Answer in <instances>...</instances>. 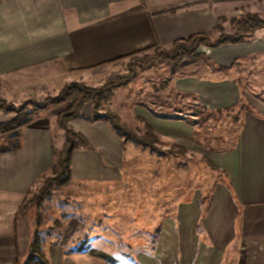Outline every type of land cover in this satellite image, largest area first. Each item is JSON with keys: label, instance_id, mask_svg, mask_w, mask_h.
I'll return each instance as SVG.
<instances>
[{"label": "crops", "instance_id": "1", "mask_svg": "<svg viewBox=\"0 0 264 264\" xmlns=\"http://www.w3.org/2000/svg\"><path fill=\"white\" fill-rule=\"evenodd\" d=\"M249 1L259 0H0V79L19 76L6 90L21 97L56 95L75 82L95 87L116 63L213 33L227 5ZM182 65L189 71L168 82L181 101L179 115L169 101L134 113L162 141L193 150L194 108L226 111L247 102L235 144L210 152L221 177L211 196L187 188L170 214L135 221L129 238L97 234L93 221L84 225V236L76 226L69 232L67 225L65 233L58 228L53 238H42L51 264H264V29L243 42L200 46L198 57ZM163 107L171 113L163 115ZM92 110L71 122L91 145L73 152L71 183L119 184L127 146L146 147L117 135L106 120L90 122ZM58 114L43 111L24 128L22 149L0 154V264L27 256L32 225L17 213L54 164ZM8 117L0 113V122ZM157 156L151 177L189 173L183 163L180 171L173 167L183 153Z\"/></svg>", "mask_w": 264, "mask_h": 264}, {"label": "rangeland", "instance_id": "2", "mask_svg": "<svg viewBox=\"0 0 264 264\" xmlns=\"http://www.w3.org/2000/svg\"><path fill=\"white\" fill-rule=\"evenodd\" d=\"M250 16H257L264 20V0L227 5L220 18L219 27L213 33H208L210 41L214 42L228 35L236 34L242 28L241 21ZM156 56L155 50H151L120 61L111 66L107 73L108 77L104 81L92 83L95 86L93 88H102L109 83L123 84L111 90L108 99L100 104L99 113L107 117H116L120 126L127 130V135L131 136L130 140L141 144L146 149L135 148L133 144L127 146L125 176L119 184L96 186L90 183H71L70 181L67 185L56 188L40 206L30 204V207H33H29L27 214L31 217L32 229L40 234L41 239L53 238L51 234L56 235L58 228H61V232L64 231V233L68 228L70 232L74 226L79 227L78 236H84V232H86L84 225L88 226L92 221L95 223L93 229L97 234L102 232L112 240L129 238L136 226L134 225L135 221L140 218L148 219L150 215L152 218L156 216L157 219H160L162 214H170L177 202L185 197L187 188L190 192L200 190L207 199L211 196L221 177L210 161V152L228 149L235 144L239 133L240 118L242 113L247 110L237 107L234 110L217 112L194 108L192 112L196 114L197 120L195 121L198 123L193 150L172 146L170 143L162 141V138L154 131L155 136L150 134L144 123L137 120L140 118L135 116L134 110L144 105L151 106L152 103H157L156 106H158L160 103L166 104L169 101L174 103L173 113L175 112V116H178L177 109H181L182 104L177 96L170 93L171 88L168 82L174 75L189 71L182 65L183 61L194 59L184 58L172 61L162 59L165 57L164 54H161L159 58ZM18 78L19 76L8 80L0 79V99L14 104L16 107L30 105L29 107L33 108L34 104L39 105L48 98H54L59 94L49 93L42 95L41 98L29 94L25 97H21L20 94L11 95L6 90L7 83L13 86L12 84ZM81 84L89 85V83ZM244 103L248 105L247 102ZM91 107L93 108V104L87 103L81 116H87ZM163 108L161 111L163 115L171 113L170 107ZM48 109L51 113L56 114L63 111L65 106H48L35 113L33 120ZM153 109H159V107ZM12 118L13 115H10L7 119ZM52 122L54 123L52 132L55 154L60 155L67 136L65 131L59 127L57 120ZM141 140H146L150 146L144 145ZM4 145H7V141L0 136V147ZM150 150L162 156L165 153H171L174 156L183 153V158L175 160L173 167L175 171H180V166L183 163L184 166H188L189 173H172L173 175L167 173L166 178L164 177L165 173H160L162 179H157L156 174L151 177V170L157 168L155 158L158 156ZM164 158L162 159L164 160ZM159 165L162 169L163 162H160ZM171 175L172 177H170ZM155 181H162L165 184L157 187ZM44 184L45 180L41 179L33 193L38 192ZM153 187L159 189V192L157 190L155 192ZM94 231L90 230V234H94Z\"/></svg>", "mask_w": 264, "mask_h": 264}, {"label": "trees", "instance_id": "3", "mask_svg": "<svg viewBox=\"0 0 264 264\" xmlns=\"http://www.w3.org/2000/svg\"><path fill=\"white\" fill-rule=\"evenodd\" d=\"M241 23L242 28L236 34L228 35L214 42L210 41L208 33H198L188 38L177 40L169 49L157 47L154 49L156 57L159 58L161 54H164L165 57L162 59L172 61H179L184 58H196L198 57V48L200 46L215 48L227 43L243 42L247 35L252 34L258 29H264V20L257 16H250L241 21ZM145 51H148V49L139 53ZM122 85L109 83L102 88H93L81 83H72L63 87L58 96L48 98L39 105L34 104L33 108H30V105L16 107L14 104L0 99V113L7 116L13 115L12 119L0 122V136L7 141V145L0 147V154L22 149L23 130L32 124L35 113L44 110L48 106H65V109L58 114L57 118L59 127L65 131L67 136L64 149L60 155L55 154V161L49 174L41 177V179L45 180V184L40 187L38 192L33 193V190L29 193L17 213V218L24 216L32 223L31 217L27 214V211L33 207H30V204L40 206L45 199L51 196L56 188L65 186L71 181L73 152L80 148H91L88 140L71 126L72 121L81 118L82 110L87 103L93 104L92 115L88 119L90 122L106 120L111 124L117 135L125 139L131 138V136L127 135V130L120 126L116 117H107L99 113L100 104L102 101L108 99L111 90ZM240 107L247 111L250 110L244 102L238 106V108ZM146 127L147 131L155 136L151 127L148 125ZM141 142L144 145L150 146V143L146 140H141ZM17 264H51L43 250V240L36 230H31L27 256L24 260H19Z\"/></svg>", "mask_w": 264, "mask_h": 264}]
</instances>
